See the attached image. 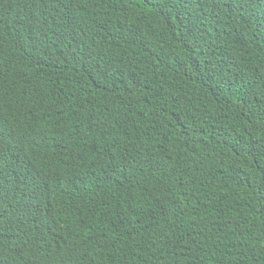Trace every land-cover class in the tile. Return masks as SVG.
<instances>
[{
    "label": "trees",
    "instance_id": "obj_1",
    "mask_svg": "<svg viewBox=\"0 0 264 264\" xmlns=\"http://www.w3.org/2000/svg\"><path fill=\"white\" fill-rule=\"evenodd\" d=\"M0 264H264V0H0Z\"/></svg>",
    "mask_w": 264,
    "mask_h": 264
}]
</instances>
